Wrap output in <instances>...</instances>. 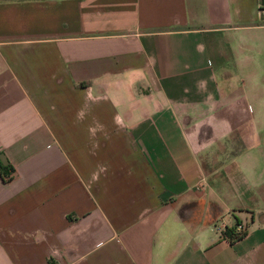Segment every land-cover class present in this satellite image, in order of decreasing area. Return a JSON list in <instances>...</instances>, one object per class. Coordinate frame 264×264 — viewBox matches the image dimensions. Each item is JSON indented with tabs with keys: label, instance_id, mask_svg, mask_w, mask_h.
<instances>
[{
	"label": "crops",
	"instance_id": "1",
	"mask_svg": "<svg viewBox=\"0 0 264 264\" xmlns=\"http://www.w3.org/2000/svg\"><path fill=\"white\" fill-rule=\"evenodd\" d=\"M255 7L0 0V264H264Z\"/></svg>",
	"mask_w": 264,
	"mask_h": 264
},
{
	"label": "built area",
	"instance_id": "2",
	"mask_svg": "<svg viewBox=\"0 0 264 264\" xmlns=\"http://www.w3.org/2000/svg\"><path fill=\"white\" fill-rule=\"evenodd\" d=\"M255 4H256V12L261 15L264 14V0H255ZM214 229L218 232H223L224 231V225L220 220H217V222L214 225ZM239 227L235 226V232H239ZM234 233V232H233ZM235 235V234H234Z\"/></svg>",
	"mask_w": 264,
	"mask_h": 264
},
{
	"label": "trees",
	"instance_id": "3",
	"mask_svg": "<svg viewBox=\"0 0 264 264\" xmlns=\"http://www.w3.org/2000/svg\"><path fill=\"white\" fill-rule=\"evenodd\" d=\"M9 172H10V168L0 164V178L1 179H3V180L8 179ZM227 236H230V235H227ZM237 236H239V234L238 235H236V234L235 235H231L230 237L231 238H237Z\"/></svg>",
	"mask_w": 264,
	"mask_h": 264
}]
</instances>
